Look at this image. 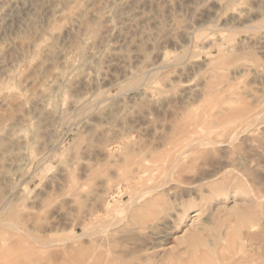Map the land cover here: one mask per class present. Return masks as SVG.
Wrapping results in <instances>:
<instances>
[{
  "label": "rangeland",
  "instance_id": "374dc122",
  "mask_svg": "<svg viewBox=\"0 0 264 264\" xmlns=\"http://www.w3.org/2000/svg\"><path fill=\"white\" fill-rule=\"evenodd\" d=\"M11 247L0 264H264V0H0Z\"/></svg>",
  "mask_w": 264,
  "mask_h": 264
},
{
  "label": "bare ground",
  "instance_id": "6f19581e",
  "mask_svg": "<svg viewBox=\"0 0 264 264\" xmlns=\"http://www.w3.org/2000/svg\"><path fill=\"white\" fill-rule=\"evenodd\" d=\"M120 3V2H119ZM121 4V3H120ZM103 19V18H102ZM109 22V21H108ZM91 28V27H90ZM92 30V29H91ZM110 30V29H109ZM95 31V30H94ZM41 94H43V93H41ZM178 123V122H177ZM7 223V222H6ZM5 226H6V224H4ZM7 225H8V227L9 228H11V226H13V222H8L7 223ZM15 248L14 247H11L10 249H8V251L6 252V253H4L5 251H3V252H0V258H1V256L2 255H8L12 250H14ZM33 254V256L36 258V260L35 261H31V262H36L37 261V259L39 258H37V256H39V255H37V252H34V253H32ZM22 257V256H21ZM19 258V259H21L22 261H25L26 262V256L25 257H22V258ZM33 257V259H35ZM16 260H18V259H14V261H12V263L11 264H19V261L18 262H16ZM32 264H36V263H32Z\"/></svg>",
  "mask_w": 264,
  "mask_h": 264
}]
</instances>
